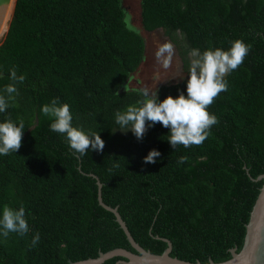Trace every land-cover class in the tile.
<instances>
[{"label": "trees", "instance_id": "16d2710c", "mask_svg": "<svg viewBox=\"0 0 264 264\" xmlns=\"http://www.w3.org/2000/svg\"><path fill=\"white\" fill-rule=\"evenodd\" d=\"M14 5L7 0L0 26V94L13 83L12 69L25 80L16 83L19 94L0 122L10 118L19 125L23 119L25 129L19 150L0 155V218L5 206H23L29 231L0 235V264H69L117 247L137 252L115 214L99 203L92 174L103 183L104 201L118 206L144 248L162 253L168 238L172 256L203 263L240 250L264 184L255 180L264 173V0L141 1L145 30L164 29L184 59L191 49L227 50L236 39L250 48L225 77L227 91L207 108L219 121L210 135L199 146L175 149L167 140L170 129L160 123L149 126L142 140L130 130L111 131L115 113L141 99L129 81L146 54L145 38L128 22L123 0ZM186 87L187 77L161 85L157 96H186ZM53 98L69 105L74 127L99 133L102 152L90 149L81 157L50 130L41 107ZM152 149L160 156L146 164ZM181 156L188 158L182 164ZM117 162L120 167H113ZM121 259L126 257L102 264Z\"/></svg>", "mask_w": 264, "mask_h": 264}, {"label": "clouds", "instance_id": "9594fccd", "mask_svg": "<svg viewBox=\"0 0 264 264\" xmlns=\"http://www.w3.org/2000/svg\"><path fill=\"white\" fill-rule=\"evenodd\" d=\"M249 50V45L240 39L232 41L227 50L216 48L201 52L198 49H191L187 95L180 92L176 97L169 95L161 101L157 96V88L155 90L148 87L132 89L138 92L141 99L129 105L123 112L115 113L116 126L111 131L115 133L118 128L121 132L127 133L130 130L137 140H142L149 126L160 123L163 127L170 129L167 140L173 149L178 145L185 148L201 145L210 135L212 126L219 122L214 114L207 111V108L221 92L227 91L225 77L244 62ZM173 54V46L165 42L158 48L155 57L158 63L168 68ZM10 79L13 83L7 84L3 89L7 95L0 94V113L5 112L9 102L15 100V96L19 94L16 83H23L25 76H17L16 70L12 69ZM127 90L125 87V91ZM41 112L51 118L50 130L63 135L74 153L83 157L90 149L97 152L103 151L105 143L99 133L92 131L86 133L72 125V114L68 104H61L58 99L53 98L50 103L41 107ZM24 129L23 119L19 121V125L10 118L0 122V155L16 153L19 150L22 146ZM159 156L160 152L152 149L143 158L144 163H155ZM187 159L186 156H181L178 163L182 164ZM113 167L119 168L120 165L117 162ZM28 231L24 207L21 206L19 210H15L5 206L0 218V235L7 239L9 233L24 236ZM39 239V233H36L32 239V245L35 246Z\"/></svg>", "mask_w": 264, "mask_h": 264}, {"label": "water", "instance_id": "95a60500", "mask_svg": "<svg viewBox=\"0 0 264 264\" xmlns=\"http://www.w3.org/2000/svg\"><path fill=\"white\" fill-rule=\"evenodd\" d=\"M6 1L7 0H0V10ZM1 18L2 16L0 13V23ZM92 175L95 176L98 180L97 183L99 186V203L104 208L112 211L115 214L116 220L120 223L121 227L127 235L129 242L137 250V252H133L123 247H117L106 252H100L98 257H90L83 260L70 261L69 264H102L107 259L119 255L126 257V260L121 259L118 261V264H264V184L260 189V193L251 211L242 248L240 250H238L237 247L232 248V256L227 260L216 262L211 259L208 263H203L202 261L192 262L176 256H172L171 252L173 249V245L168 238H164V240L168 242V246L162 253H154L144 248L139 242L135 240L126 221L122 217L118 206L113 207L104 201L102 196L103 183L97 175ZM261 179H264V173L259 175L255 180Z\"/></svg>", "mask_w": 264, "mask_h": 264}, {"label": "rangeland", "instance_id": "374dc122", "mask_svg": "<svg viewBox=\"0 0 264 264\" xmlns=\"http://www.w3.org/2000/svg\"><path fill=\"white\" fill-rule=\"evenodd\" d=\"M141 1L123 0V5L129 14L128 22L140 30L146 41L145 58L139 68L132 74L129 85L133 88L148 87L152 90L157 88L158 91L163 84L178 82L188 77L190 58L189 55L185 59L181 56L180 48L165 34L164 29L145 30L142 24ZM13 12L14 9L12 16ZM4 39L5 36L0 40V45ZM165 42L170 43L174 49V54L168 68H164L161 63H158L155 57L156 51Z\"/></svg>", "mask_w": 264, "mask_h": 264}, {"label": "bare ground", "instance_id": "6f19581e", "mask_svg": "<svg viewBox=\"0 0 264 264\" xmlns=\"http://www.w3.org/2000/svg\"><path fill=\"white\" fill-rule=\"evenodd\" d=\"M6 2H7V1H6ZM6 2L3 4V6H2V8H1V10H0V13H1V16H2L0 26H1L2 21H3V19H4V16H5Z\"/></svg>", "mask_w": 264, "mask_h": 264}]
</instances>
